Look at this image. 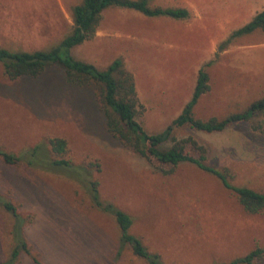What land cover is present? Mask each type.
I'll list each match as a JSON object with an SVG mask.
<instances>
[{
	"label": "rangeland",
	"instance_id": "374dc122",
	"mask_svg": "<svg viewBox=\"0 0 264 264\" xmlns=\"http://www.w3.org/2000/svg\"><path fill=\"white\" fill-rule=\"evenodd\" d=\"M80 2L0 0V21L20 23V32L0 38L1 44L11 50H50L71 31L73 8ZM150 4L186 9L190 15L151 18L111 7L101 14L96 29L101 34L71 51L74 58L99 70L121 59L147 101L161 105L159 97H175L161 107L148 104L150 134L163 132L178 118L192 97L199 70L210 61L209 90L195 104L196 119L224 120L264 97V31L235 38L219 51L235 30L264 10V0H150ZM32 26L39 35H29ZM3 74L0 65V149L20 153L50 138L65 139V158L99 163L102 200L132 217L130 233L158 253L164 264L230 262L264 247V211L246 213L234 194L200 168L187 163L172 168L125 147L105 126L95 84L67 83L61 65L49 66L37 78L9 80ZM143 111L140 107L138 119ZM262 120L256 116L253 122ZM174 138L202 144L207 162L227 170L235 185L264 191V134L250 123L216 133L185 126L175 130ZM179 146L197 156L190 144ZM163 170L173 173L165 175ZM0 197L26 221L23 235L30 253L20 254L15 264H147L127 247L121 248L113 217L97 211L74 180L0 160ZM12 221L0 204V264L9 259L14 246Z\"/></svg>",
	"mask_w": 264,
	"mask_h": 264
},
{
	"label": "trees",
	"instance_id": "16d2710c",
	"mask_svg": "<svg viewBox=\"0 0 264 264\" xmlns=\"http://www.w3.org/2000/svg\"><path fill=\"white\" fill-rule=\"evenodd\" d=\"M136 10L151 18L169 17L185 19L189 12L182 8H153L150 0H82L75 5L72 12L73 27L55 47L47 51L11 50L0 46V65L3 67L4 76L9 80L19 77L37 78L51 65H61L65 69L67 83L84 85L95 84L97 87L98 103L106 119V128L111 135L149 161H155L172 168L187 163L212 174L222 186L234 194L242 209L248 214H258L264 211V191L258 192L249 187L237 186L227 170H219L207 162L206 148L192 138L177 142L174 132L181 127L189 126L191 129L205 132H222L229 127L240 123H250L252 128L264 134V97L251 103L242 113L233 114L224 120L209 118L202 120L194 117V107L202 94L209 90V74L206 63L200 70L196 79L195 88L191 99L185 105L181 115L174 120L161 133L152 135L138 120L140 104L137 98L134 75L128 71L121 59L115 60L105 70L74 58L72 48L85 40H91L96 33L101 14L111 8ZM264 31V10L253 16L250 22L235 30L224 41L219 51L223 52L231 44V40L255 31ZM262 117L260 124L253 122L255 117ZM168 142L174 145L165 149ZM179 144H190L195 149L197 156L184 153ZM68 145L63 138H50L33 146L22 149L20 153L6 152L0 149V160L5 165L22 164L28 170L62 175L76 181L86 192L92 206L99 212L113 217L120 234L121 248H128L135 257L141 258L147 264H164L158 253L151 252L139 236L130 233L133 219L130 215L119 209L112 202L102 200L100 182L97 174L100 173L99 163L70 161L65 158ZM162 173L169 175L173 170ZM0 204L12 215L11 234L14 240L13 249L9 259L3 264H15L20 254H29V247L23 235L25 219L19 214L14 205L0 197ZM264 258V247H256L243 257L230 262L217 264H259ZM39 264V262H36Z\"/></svg>",
	"mask_w": 264,
	"mask_h": 264
},
{
	"label": "crops",
	"instance_id": "0c3cea01",
	"mask_svg": "<svg viewBox=\"0 0 264 264\" xmlns=\"http://www.w3.org/2000/svg\"><path fill=\"white\" fill-rule=\"evenodd\" d=\"M189 12V11H188ZM141 14H143L144 15V13H141ZM189 15H190V13H189ZM188 15V16H189ZM144 16H146V15H144ZM188 16L186 17V18H188ZM142 18H143V16H141ZM156 18V17H155ZM142 20V19H141ZM176 21H179V23H182V22H185V23H189L190 22V20H176ZM50 23H51V20H46V24L47 25H50ZM16 24H17V22H13V21H11V20H1L0 21V38H3V39H5V38H7L8 36H11L12 34H14V33H19L20 32V30L18 29V27L20 26V23L18 24V26H16ZM171 24H172V22H171ZM46 25V26H47ZM173 25V24H172ZM36 26H32L29 30H30V33H29V35L30 36H33V35H39L38 34V30H37V28H35ZM26 34H27V32L26 33H24V36L26 37ZM101 33L97 30L96 31V33H95V36L94 37H97L98 35H100ZM28 37V36H27ZM93 37V38H94ZM10 39H13L12 37H10ZM18 40H20V37L19 38H17ZM92 40V39H91ZM86 41V40H85ZM84 42V41H83ZM82 42V43H83ZM81 43V44H82ZM80 45V44H79ZM0 46L1 47H4V48H8V47H5V46H3L2 44H1V42H0ZM78 46V45H77ZM74 48V47H73ZM72 48V49H73ZM36 51H38V50H36ZM27 52H32V51H27ZM109 67V66H108ZM107 67V68H108ZM128 70V69H127ZM197 79V78H196ZM135 82V81H134ZM196 84V83H195ZM194 88H195V86H194ZM135 89H136V94H137V98H138V101H139V104H140V107H142L143 108V113H141L142 114V117L140 118V119H138L141 123H142V125L144 126V128L147 130V127H146V124H147V122L150 120V119H148L149 118V116H148V108H149V106H148V104H150V106L151 105H157L156 103H154V102H151V99H148V101L146 100V94L144 93V91H143V88L141 87V89H140V87L137 85V83L135 82ZM193 91H194V89H193ZM206 93V92H205ZM204 93V94H205ZM192 94H193V92H192ZM204 94H202V95H204ZM201 95V96H202ZM148 96V95H147ZM175 101V97H173V96H170V94L167 96V97H165L164 99H162L161 97H159L158 98V104H161V105H157V106H159V107H161L162 106V104L164 103H168V104H172V102H170V101ZM189 101H187L186 103H185V105L188 103ZM184 105V107H183V110H184V108L186 107ZM182 110V111H183ZM182 113V112H181ZM140 114V108H139V112H138V115ZM181 115V114H180ZM179 115V116H180ZM178 116V117H179ZM156 117H160V114H158ZM137 118H138V116H137ZM142 119V120H141ZM174 120H176V119H174ZM173 120V121H174ZM162 121V120H161ZM172 121V122H173ZM145 122V123H144ZM171 122V123H172ZM170 125V124H169ZM105 126H106V119H105ZM167 127H168V125H167ZM166 127V128H167ZM148 131V130H147ZM149 132V131H148ZM150 134V133H149ZM153 135V134H152Z\"/></svg>",
	"mask_w": 264,
	"mask_h": 264
}]
</instances>
